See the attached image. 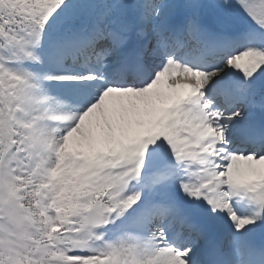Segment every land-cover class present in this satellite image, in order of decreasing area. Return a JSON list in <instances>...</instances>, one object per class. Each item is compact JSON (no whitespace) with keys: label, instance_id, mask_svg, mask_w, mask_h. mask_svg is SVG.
<instances>
[{"label":"snow or ice","instance_id":"1","mask_svg":"<svg viewBox=\"0 0 264 264\" xmlns=\"http://www.w3.org/2000/svg\"><path fill=\"white\" fill-rule=\"evenodd\" d=\"M0 264H264V0H0Z\"/></svg>","mask_w":264,"mask_h":264}]
</instances>
